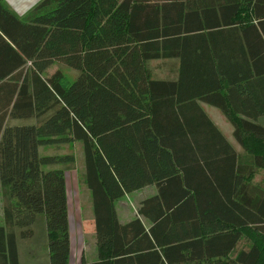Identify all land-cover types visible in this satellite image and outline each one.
Wrapping results in <instances>:
<instances>
[{
  "label": "trees",
  "instance_id": "obj_1",
  "mask_svg": "<svg viewBox=\"0 0 264 264\" xmlns=\"http://www.w3.org/2000/svg\"><path fill=\"white\" fill-rule=\"evenodd\" d=\"M0 13L12 27L11 45L0 39L12 88L0 97V264H18L16 235L37 215L47 264H71L67 169L42 167L73 159L38 147L74 141L96 248L74 264H264V186L248 182L264 168V0H40L23 19ZM53 61L73 80L44 75ZM201 103L225 115L239 150ZM149 184L119 221L115 200Z\"/></svg>",
  "mask_w": 264,
  "mask_h": 264
},
{
  "label": "rangeland",
  "instance_id": "obj_2",
  "mask_svg": "<svg viewBox=\"0 0 264 264\" xmlns=\"http://www.w3.org/2000/svg\"><path fill=\"white\" fill-rule=\"evenodd\" d=\"M157 63L158 62H152L149 66L155 73H163L162 69H166L165 65L161 66L160 70H156L155 65H157ZM56 69L61 71L64 82L69 83L76 76L75 70L57 61H53L48 65L43 71V74L48 75ZM212 112L213 113L208 110L206 114L214 125L226 135L230 142H232L233 146L237 148L236 150H239V146L232 137V127L225 115L219 110H217V112ZM38 152L42 155L47 154L60 157L67 155L72 156V164H70L71 161L70 163L66 161L65 163L51 164L43 166L42 168L61 167L67 169L64 171V177L68 209V232L71 241L68 262L71 264L76 263L81 252L83 253L84 259H96L95 237L92 229L91 202L89 191L84 183L81 142L74 141L68 144L42 145L38 147ZM248 182L263 187L264 168L257 169L250 176ZM143 188L144 187H141L139 190L136 189L134 192L124 194L122 197L115 200L114 209L119 221L122 219L125 220L129 216H136L139 201L152 192L149 188H146V190ZM1 208L2 202L0 197V224L2 222ZM141 220L145 222L143 219ZM29 229L31 234L27 238H20L16 235L18 264H47L46 238L41 215L36 216ZM17 231L18 230H16V234Z\"/></svg>",
  "mask_w": 264,
  "mask_h": 264
},
{
  "label": "crops",
  "instance_id": "obj_3",
  "mask_svg": "<svg viewBox=\"0 0 264 264\" xmlns=\"http://www.w3.org/2000/svg\"><path fill=\"white\" fill-rule=\"evenodd\" d=\"M40 0H0V4L10 13V14H13L15 17H17L18 19H23L27 14L28 12L31 10V8L36 5ZM7 31L9 33V35L12 36V27H11V24L9 23V20L0 13V39H4L5 41H7L10 45L11 43L7 40V34L4 33V31ZM6 52H9V50H7L6 47H2L0 46V71H3V70H6L7 66L5 65V56L3 57V55L6 53ZM5 60V61H4ZM60 63V62H59ZM62 64V63H61ZM170 64H171V61H168L167 63V66L170 68ZM50 65V64H49ZM48 67V66H47ZM46 67V68H47ZM45 68V69H46ZM3 80L4 78H0V97H12V88L10 87V83H3ZM239 92L241 93H244L245 90L243 89V87L241 85H238L237 86ZM259 97H264V94L263 96H259ZM201 106H202V109L205 110L204 112L207 113L208 110L211 111V113H213L212 111L214 112H217V108L211 106V105H208V104H204V103H201ZM217 109V110H216ZM207 110V111H206ZM207 115V114H206ZM208 116V115H207ZM210 119V118H209ZM211 120V119H210ZM257 121L261 124V125H264V120L263 118L261 117H258L257 118ZM8 124H12V119H8ZM214 124V123H213ZM217 128V127H216ZM218 129V128H217ZM219 130V129H218ZM220 131V130H219ZM221 132V131H220ZM221 134L224 136V138L226 139V141L236 150L237 148L233 146L232 142H230V140L226 137L225 134H223L221 132ZM146 190V188H149L152 190V192L149 194H153L156 192V188L153 184H149V185H145L143 186ZM141 188V187H140ZM140 188H138L137 190H139ZM143 188V189H144ZM131 192H134L131 191ZM147 195V196H149ZM146 197V196H144ZM143 197V198H144ZM131 218L130 216L127 218L129 219ZM127 219L125 220H120L121 222L123 221H126ZM86 261H92V260H95V259H85Z\"/></svg>",
  "mask_w": 264,
  "mask_h": 264
}]
</instances>
